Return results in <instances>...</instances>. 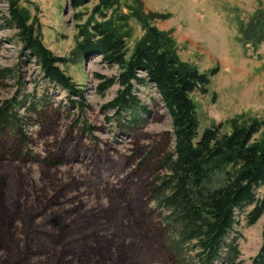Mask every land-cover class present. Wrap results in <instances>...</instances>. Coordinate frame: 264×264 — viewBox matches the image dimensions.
Listing matches in <instances>:
<instances>
[{"label": "rangeland", "instance_id": "rangeland-1", "mask_svg": "<svg viewBox=\"0 0 264 264\" xmlns=\"http://www.w3.org/2000/svg\"><path fill=\"white\" fill-rule=\"evenodd\" d=\"M116 1L102 12L96 11L101 0L77 9L70 0H19L40 26L44 45L66 59L61 69L84 88L88 105L84 112L71 101H77V96L45 80L16 29L5 25L0 14V69H10L0 79V104L18 96L30 136L21 146L24 155L0 153V176L6 177L11 202H17L21 211L38 215L29 227L17 223V237L24 244L34 239V231L64 236L46 244V254L34 257L30 253L36 261H56L65 251L66 264H172L151 196L153 170L146 168L149 164L141 167L151 151L158 148L160 154L172 147V140H166L172 134V119L150 82L135 85L149 113L140 114L134 128H123L128 117L119 119L114 111L103 110L119 85L99 94L97 74L118 76V66L98 54L77 57L80 25L91 20L109 22L126 34L130 53L144 35L145 24L154 25L172 33L181 60L206 73L217 68L207 92L192 93L200 134L220 122L229 131L227 121L232 118L264 120V41L253 45L239 40V24L248 25L254 15L264 14V0ZM7 9L8 0H0V11ZM33 95L47 98L43 118L28 110ZM84 125L92 127V132L83 131ZM263 132L264 127L256 136L261 138ZM27 152L29 157L23 160ZM51 159L56 160L49 165ZM258 192L264 195V187ZM243 216L236 228L241 234L240 259L241 264H252L264 242V213L253 225H247Z\"/></svg>", "mask_w": 264, "mask_h": 264}, {"label": "trees", "instance_id": "trees-1", "mask_svg": "<svg viewBox=\"0 0 264 264\" xmlns=\"http://www.w3.org/2000/svg\"><path fill=\"white\" fill-rule=\"evenodd\" d=\"M90 1L70 0V4L77 9ZM115 3L116 0H101L96 11L103 12ZM0 14L5 25L16 29L18 40L36 59L45 80L77 96V101H71L84 112L88 106L84 102V88L61 69L60 64L66 59L44 45L40 26L28 9L19 0H8L7 12ZM239 25V40L243 44L258 45L264 41L263 12L254 15L248 25L243 21ZM145 29L130 53L126 34L109 22L88 21L78 28L75 53L79 58L98 54L108 64L118 66V76L97 74V91L104 94L111 86L119 85L115 97L103 110L114 111L119 119L128 117L123 128H134L140 122V114L149 113L136 94V84L150 82L161 95L172 119V134L166 137L172 140V147L160 154L156 147L141 167L149 164L146 168L153 170L151 196L159 211L166 235L164 246L172 264H241V234L236 229L241 224V214L247 225H253L264 213V195L258 192V188L264 187V132L261 138L256 136L264 127V120L232 118L227 121L229 131L220 122L210 124L200 134L192 93H206L217 68L209 73L200 71L195 64L180 59L171 32L148 24ZM9 70L0 69V79L8 76ZM33 96L28 110L43 118L47 98ZM20 105L18 96L0 104V153L9 151L13 157L24 155L21 146L30 139ZM82 130L93 129L84 125ZM28 153L23 160L29 157ZM55 160L51 159L49 165ZM6 184V177L0 176V264H66L65 251L59 253L56 261L31 258L32 253L36 254L34 257L46 254L45 245L64 236L34 231V239L21 244L17 223L29 227L38 215L21 211L17 202H11ZM252 264H264V242Z\"/></svg>", "mask_w": 264, "mask_h": 264}]
</instances>
